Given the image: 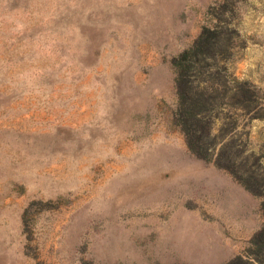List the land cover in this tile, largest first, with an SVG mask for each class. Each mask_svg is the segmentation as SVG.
<instances>
[{
	"label": "rangeland",
	"instance_id": "rangeland-1",
	"mask_svg": "<svg viewBox=\"0 0 264 264\" xmlns=\"http://www.w3.org/2000/svg\"><path fill=\"white\" fill-rule=\"evenodd\" d=\"M216 21L234 30L229 72L256 106L219 111L213 131L239 117L243 167L262 179L264 0H0V264L245 251L264 180L246 190L243 168L197 157L174 122L172 59Z\"/></svg>",
	"mask_w": 264,
	"mask_h": 264
},
{
	"label": "trees",
	"instance_id": "trees-1",
	"mask_svg": "<svg viewBox=\"0 0 264 264\" xmlns=\"http://www.w3.org/2000/svg\"><path fill=\"white\" fill-rule=\"evenodd\" d=\"M233 33V29L220 21L205 25L193 42L173 57L174 122L190 152L219 167L243 168L235 178L246 190L256 194L264 178L243 167L249 156L244 153L241 140L237 142L233 136L239 133L236 131L239 117L234 122L223 119L217 131H213L219 111L239 115V111H251L256 106L250 84L229 72L227 62L233 47ZM224 264H264V223L252 235L245 251Z\"/></svg>",
	"mask_w": 264,
	"mask_h": 264
}]
</instances>
